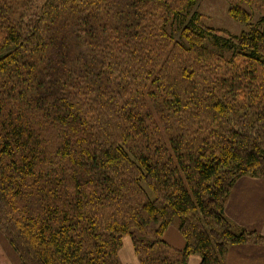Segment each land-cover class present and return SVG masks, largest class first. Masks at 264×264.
Wrapping results in <instances>:
<instances>
[{
    "label": "trees",
    "instance_id": "obj_1",
    "mask_svg": "<svg viewBox=\"0 0 264 264\" xmlns=\"http://www.w3.org/2000/svg\"><path fill=\"white\" fill-rule=\"evenodd\" d=\"M197 1L0 0V232L20 264H122L125 236L141 264L264 244L224 213L264 178V29L187 20ZM227 2L264 26V0Z\"/></svg>",
    "mask_w": 264,
    "mask_h": 264
},
{
    "label": "crops",
    "instance_id": "obj_2",
    "mask_svg": "<svg viewBox=\"0 0 264 264\" xmlns=\"http://www.w3.org/2000/svg\"><path fill=\"white\" fill-rule=\"evenodd\" d=\"M226 201L224 213L234 224L264 235V178L240 176L234 182ZM163 239L175 250H181L185 246V240L175 226L166 229ZM131 246L130 241H123L119 251L122 264H130L136 259ZM226 259V264H264V244L233 245L229 248ZM199 262L197 254L190 255L189 264Z\"/></svg>",
    "mask_w": 264,
    "mask_h": 264
},
{
    "label": "rangeland",
    "instance_id": "obj_3",
    "mask_svg": "<svg viewBox=\"0 0 264 264\" xmlns=\"http://www.w3.org/2000/svg\"><path fill=\"white\" fill-rule=\"evenodd\" d=\"M42 0H39L38 3H36L35 7L39 6L41 4ZM229 2L227 0H198L193 6L192 10L189 11V17L187 20L190 19L193 13L195 15H198L200 18V22L204 25L211 26L213 28L225 30L233 35H240L241 32H246L249 30L251 24H255L259 26L261 29H264L263 24H258V21L262 17V15L259 12H256L255 10H252L250 6L247 4H243V7L248 12H251V19L249 22L241 21L240 19H234L231 13L229 12ZM34 7V8H35ZM177 24L173 25V32L175 36L177 37L179 32L176 31L178 29ZM1 35V32H0ZM209 47L216 52L219 51V49H215L212 45V42H209ZM224 53V56L229 57V55L232 53V49H228L225 51H221ZM241 103V104H240ZM235 103L237 109L241 110L238 112H247L248 106H246V103L240 102ZM152 196V195H151ZM124 240L129 243L130 246L133 249V242L130 237L125 236ZM126 246V245H125ZM127 247V246H126ZM125 252V251H124ZM134 252V250H133ZM135 253V252H134ZM134 261L130 262V264H141L136 256L134 254ZM121 261V259L119 258ZM122 263V262H121ZM0 264H20L19 256H17L16 252H14L13 248L10 244H8V241L6 239V236L4 233L0 232Z\"/></svg>",
    "mask_w": 264,
    "mask_h": 264
}]
</instances>
